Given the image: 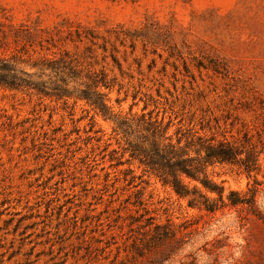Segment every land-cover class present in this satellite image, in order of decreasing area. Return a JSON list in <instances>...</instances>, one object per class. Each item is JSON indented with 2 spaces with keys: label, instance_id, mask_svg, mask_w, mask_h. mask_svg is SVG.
<instances>
[{
  "label": "rangeland",
  "instance_id": "obj_1",
  "mask_svg": "<svg viewBox=\"0 0 264 264\" xmlns=\"http://www.w3.org/2000/svg\"><path fill=\"white\" fill-rule=\"evenodd\" d=\"M0 57L26 81L0 84V264H121L141 201L158 221L200 219L199 264H264L263 222L206 215L139 177L115 120L77 98L106 76L117 116L264 136V0H0ZM210 174L226 193L254 184L238 166ZM217 239L228 246L204 250Z\"/></svg>",
  "mask_w": 264,
  "mask_h": 264
},
{
  "label": "trees",
  "instance_id": "obj_2",
  "mask_svg": "<svg viewBox=\"0 0 264 264\" xmlns=\"http://www.w3.org/2000/svg\"><path fill=\"white\" fill-rule=\"evenodd\" d=\"M17 69L6 58L0 57V84L9 87L23 86L25 79L18 75ZM33 83H30L32 85ZM107 85L106 76L93 79V90L85 89L77 98L87 102L104 116L113 118L118 131L127 136V150L131 159L137 162L144 175L154 176L162 185L171 188L187 205L206 215L216 217L217 213L228 208L244 207L247 219H256L264 223V211L258 204V193L264 181L258 179L262 172L264 156V136L255 138L245 131L240 137H229L225 132L218 135L212 132V126L202 125L201 133L194 127L181 122L175 125L173 119L147 116H118L108 105L106 94L99 89ZM43 91L39 87H33ZM67 89H58L52 95L71 97ZM219 165L238 166L249 177H254V184L246 192L230 190L226 193L223 184L217 182L210 174V169ZM143 212L132 217L129 230L125 233L123 246L118 247V256L123 252L121 264H199L197 253L188 251L194 231H197L200 219H186L177 224L167 219L158 221L144 203ZM203 217V216H201ZM208 244V243H206ZM227 243L217 239L209 254Z\"/></svg>",
  "mask_w": 264,
  "mask_h": 264
}]
</instances>
